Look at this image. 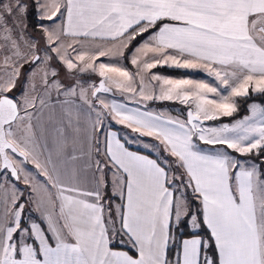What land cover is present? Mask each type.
Listing matches in <instances>:
<instances>
[{
  "label": "snow or ice",
  "instance_id": "6c2138e0",
  "mask_svg": "<svg viewBox=\"0 0 264 264\" xmlns=\"http://www.w3.org/2000/svg\"><path fill=\"white\" fill-rule=\"evenodd\" d=\"M254 93L264 0H0V264H264Z\"/></svg>",
  "mask_w": 264,
  "mask_h": 264
},
{
  "label": "rangeland",
  "instance_id": "374dc122",
  "mask_svg": "<svg viewBox=\"0 0 264 264\" xmlns=\"http://www.w3.org/2000/svg\"><path fill=\"white\" fill-rule=\"evenodd\" d=\"M121 63H123V61H121ZM131 67L132 66L130 65V68ZM189 72L192 73V74H195L197 76L196 79H198V80H208V82H212L211 79L208 78L206 76V74L203 73V72H199V71H197V72L189 71ZM172 77H177V76H172ZM97 82H98V80H97ZM108 95L111 97L110 94H108ZM250 103H257V102L251 101L248 104H250ZM248 104L246 105V107L248 106ZM149 107H150L151 110H154V111H160V110L167 111L171 116H181L182 118L186 117V109H185V107L183 105H180L178 102H159V101L150 102L149 103ZM249 114L250 113L247 112L246 114H243V115L238 116V117L233 118V119H241V118H243V116L249 115ZM231 122H232L231 120L227 121V123H231ZM105 123H106L107 127L110 126V127L114 128V130H119L121 136H124V135L128 134L129 130H127L125 128H122L118 124H112L109 121H106ZM148 140H149V138H148ZM133 145L138 146V144H133Z\"/></svg>",
  "mask_w": 264,
  "mask_h": 264
},
{
  "label": "trees",
  "instance_id": "16d2710c",
  "mask_svg": "<svg viewBox=\"0 0 264 264\" xmlns=\"http://www.w3.org/2000/svg\"><path fill=\"white\" fill-rule=\"evenodd\" d=\"M123 63H127V61H123ZM127 66L130 68V64H128ZM156 70L159 71V72L165 73V74H170V75L187 74V72H185L183 70H173V69H167V68H156ZM251 101H255L257 103H260V104L264 105V95L254 93V94H252V96H250L248 98H241L238 101V103L240 105V111L233 118H236L238 116H241L243 114H246V112H247L246 105L249 102H251ZM227 121H229V120L226 119V120L221 121V122H227Z\"/></svg>",
  "mask_w": 264,
  "mask_h": 264
},
{
  "label": "crops",
  "instance_id": "0c3cea01",
  "mask_svg": "<svg viewBox=\"0 0 264 264\" xmlns=\"http://www.w3.org/2000/svg\"><path fill=\"white\" fill-rule=\"evenodd\" d=\"M140 41L138 40L137 41V44L139 43ZM136 45H133V48H135ZM129 55H131V50L129 51ZM168 69V68H167ZM153 71H155L156 73H159V74H162V75H168V76H177V77H189V78H193V79H196L197 76L195 74H192L190 73L189 71L187 72V74H179V75H170V74H165V73H162V72H159L157 71L156 69H154ZM108 98H111L109 95H108ZM248 112V110H247ZM246 112V113H247ZM110 127V126H109ZM112 128V127H111ZM114 130V128H112ZM145 141H148V138H145ZM133 149H138L140 148V145L138 146H135V145H132Z\"/></svg>",
  "mask_w": 264,
  "mask_h": 264
},
{
  "label": "water",
  "instance_id": "95a60500",
  "mask_svg": "<svg viewBox=\"0 0 264 264\" xmlns=\"http://www.w3.org/2000/svg\"><path fill=\"white\" fill-rule=\"evenodd\" d=\"M98 82H99V81H98ZM98 82H97V83H98Z\"/></svg>",
  "mask_w": 264,
  "mask_h": 264
}]
</instances>
